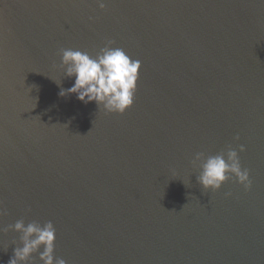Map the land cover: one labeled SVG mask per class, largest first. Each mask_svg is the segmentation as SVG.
Returning <instances> with one entry per match:
<instances>
[{
    "label": "water",
    "instance_id": "water-1",
    "mask_svg": "<svg viewBox=\"0 0 264 264\" xmlns=\"http://www.w3.org/2000/svg\"><path fill=\"white\" fill-rule=\"evenodd\" d=\"M104 2L0 0V229L51 221L66 264H264V0ZM109 40L141 65L123 114L58 94L60 50ZM229 147L250 189L205 191Z\"/></svg>",
    "mask_w": 264,
    "mask_h": 264
},
{
    "label": "clouds",
    "instance_id": "clouds-1",
    "mask_svg": "<svg viewBox=\"0 0 264 264\" xmlns=\"http://www.w3.org/2000/svg\"><path fill=\"white\" fill-rule=\"evenodd\" d=\"M96 3L101 9L105 7L104 0H96ZM113 43L111 40L107 41L94 57L86 51L61 49L60 67L64 70V76L75 79L70 88H61L58 94H75L76 99L84 104L94 102L98 108L102 106L107 113L123 114L133 104L138 69L141 65L139 60L130 58L122 48L111 47ZM55 82L60 84V81ZM234 139L238 140L239 137ZM239 150L243 152L244 146L240 145ZM197 162H200V173L196 179L205 191L219 190L221 185L230 179L229 174L234 176L236 182L243 185L246 191L251 187L249 172L247 169L242 170L238 153L231 147L226 152V159L224 152L207 158L204 153H197L193 163ZM5 214L0 206V216ZM9 229L20 233L21 246L13 249L8 264H34V261L30 260L34 253H39L38 260L42 264H66L64 259L53 256L56 230L51 221L43 226L35 221L25 225L24 220L20 219L0 231Z\"/></svg>",
    "mask_w": 264,
    "mask_h": 264
}]
</instances>
